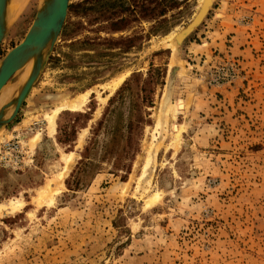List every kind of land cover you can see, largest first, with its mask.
<instances>
[{"label": "rangeland", "instance_id": "374dc122", "mask_svg": "<svg viewBox=\"0 0 264 264\" xmlns=\"http://www.w3.org/2000/svg\"><path fill=\"white\" fill-rule=\"evenodd\" d=\"M42 1L12 0L0 63ZM202 1L71 0L81 8L68 11L18 116L0 132V144L19 134L35 154L26 170L0 168V264H264V0H215L175 52V35ZM158 3L174 7L147 19ZM151 70L165 77L146 84ZM24 76L9 82L0 108ZM122 88L114 106L125 126L133 110L131 141L118 138L120 156H103V130L92 152L100 170L77 175ZM85 95L80 110L54 114Z\"/></svg>", "mask_w": 264, "mask_h": 264}, {"label": "water", "instance_id": "95a60500", "mask_svg": "<svg viewBox=\"0 0 264 264\" xmlns=\"http://www.w3.org/2000/svg\"><path fill=\"white\" fill-rule=\"evenodd\" d=\"M71 0H43L36 17L24 40L11 50L0 63V99L5 88L14 77L24 72V80L14 98L0 108V129L9 125L19 114L27 96L37 81L48 53L54 48L66 21ZM12 0H0V46L7 32L9 8ZM213 3L199 22L192 20L178 34L181 43L192 34L205 20ZM196 18H198L196 16ZM198 20V19H197ZM195 24V25H194ZM194 25V26H193ZM29 76L26 72L29 64ZM173 80L171 79V83ZM169 97L163 103L166 106Z\"/></svg>", "mask_w": 264, "mask_h": 264}, {"label": "trees", "instance_id": "16d2710c", "mask_svg": "<svg viewBox=\"0 0 264 264\" xmlns=\"http://www.w3.org/2000/svg\"><path fill=\"white\" fill-rule=\"evenodd\" d=\"M92 1L98 2V0H92ZM171 7H174V4L170 5L168 3L167 5H164V4L158 3L157 5L151 6L149 9L145 10V12H146L145 17L149 20H157L160 17H164L167 14V11ZM80 8H81V4H77L75 6H70L69 11H70V13H76V10H78ZM154 72H155V70L150 71L149 79H148V81H146V84L158 83L159 80H162L165 77L164 76L165 73H163V71L156 70L158 76L156 77L157 80H154V78H153L155 76ZM137 78L138 77L135 76V79H137ZM128 86H129V84L127 83L126 84L127 89H128ZM125 88H122L119 92H117V94L114 97H112L110 99L109 107L106 110V113H105L103 120L99 121L98 124L96 125V127L93 129L91 142L89 143V145L87 147H85V150H84L83 155H82V160L79 163L80 167L77 168L78 169L77 175H81L83 173L90 172L91 173L90 177H93L94 174H97L98 171L100 170V166L95 164L94 158L92 157V152H94V150L98 146L100 134L102 133L103 130H106L105 133L107 135V140H106L107 142H106V145L104 147L105 154L103 156H120L119 155L120 152L118 153V151L116 152L117 149H114L116 140L118 138L125 139L127 141V146L129 144V141H131L132 136L130 135V133L133 130V126H134L133 118H132L134 115V114H132L133 110H131V107H130V109L128 111L129 126H125L123 124V122L125 121V117H124L123 113L120 112L121 110H119L118 106H114L118 100H122V101L124 100L122 92L125 91L124 90ZM145 89H143L142 91L143 92L146 91ZM150 92L152 93L153 90L150 89ZM149 104H150V106L153 105L152 99H150ZM116 112L119 113L117 115L118 123L115 124L114 126H112V125L110 126L109 122L111 121V119L108 120V118L110 117L109 114L110 113L113 114ZM80 116L84 117L87 120L86 122H88L90 120L89 114H80ZM74 123H76V122H74ZM59 142L61 144H66L63 141H59ZM125 154L129 155L130 152L126 151ZM119 160H120V158H118L117 162H115L113 164V166L116 170H119L121 168V162ZM123 167L122 168L126 170V173L129 174V172L131 170V164L129 166H123ZM88 176H89V173L87 176L82 177V178L79 176L77 178L76 182H74V184L76 185L75 187L78 189L80 187V185L83 184L84 179ZM67 185H69L68 182H67Z\"/></svg>", "mask_w": 264, "mask_h": 264}, {"label": "bare ground", "instance_id": "6f19581e", "mask_svg": "<svg viewBox=\"0 0 264 264\" xmlns=\"http://www.w3.org/2000/svg\"><path fill=\"white\" fill-rule=\"evenodd\" d=\"M23 3H26V1L27 0H21ZM215 0H203L202 2H201V4H200V6H199V9H198V11H197V13L195 14V16H194V18H193V20L194 21H196V23L197 22H199L200 21V19L205 15V13L207 12V10L210 8V6H211V4L214 2ZM23 3H22V5H21V3H19L20 5H21V7L23 6ZM18 4V5H19ZM19 5V6H20ZM12 5H11V7L9 8V20L12 18V15H11V11H12ZM20 9V8H19ZM21 10V9H20ZM196 16L198 17V18H196ZM198 19V20H197ZM195 25V24H194ZM193 25V26H194ZM181 32V31H180ZM180 32H178L177 33V35H175V37H174V39H173V46H174V48H175V52H177V50H178V47H179V40H178V38H177V36H178V34L180 33ZM31 68H32V63H30L29 64V68H28V70H27V72H26V76L28 77L29 76V74H30V71H31ZM116 82V81H115ZM113 83L112 84V87L115 89V88H117L118 87V83ZM11 92L12 91H10V90H8V91H6V93H5V99L7 98H9L10 97V94H11ZM80 97V96H79ZM4 98H2V100L4 99ZM86 98H87V96L85 95V96H82L81 98H78V99H76V100H71L70 102H67V103H64L63 105H61V106H59V107H57V109L54 111V114H57L58 112H60L61 110H71V111H78V110H80L81 109V107L84 105V102H85V100H86ZM169 103V102H168ZM4 104V103H3ZM168 104H166V106H167ZM166 106H164L163 105V107L165 108ZM62 112V111H61ZM51 116V115H50ZM54 119H55V116L53 115V116H51L50 118H49V120H48V122H49V127H50V131H51V133H53L54 132ZM38 123V122H37ZM3 129V128H2ZM2 129H0V132H1V130ZM38 137H36L35 139H34V143H36L37 141H38V139H37ZM2 139V138H1ZM1 139H0V141H1ZM0 148H1V144H0ZM72 157H73V154H71V155H69V157H68V159H67V166H66V169H65V173L64 174H62L61 176L63 177L65 174H66V172H68L69 170H70V168H71V166H72ZM57 185V184H56ZM59 188V187H58ZM53 191V190H52ZM47 192V191H46ZM46 192L43 194V198H47V194H46ZM53 193H55V191L53 192ZM56 193H59V190H57L56 191ZM49 195V194H48ZM40 196V195H39ZM54 196V195H53ZM49 197V196H48ZM50 198V197H49ZM44 201V200H43ZM42 202V201H41ZM17 205V204H16Z\"/></svg>", "mask_w": 264, "mask_h": 264}, {"label": "built area", "instance_id": "2783aa9c", "mask_svg": "<svg viewBox=\"0 0 264 264\" xmlns=\"http://www.w3.org/2000/svg\"><path fill=\"white\" fill-rule=\"evenodd\" d=\"M38 125L35 123L34 126ZM34 153L28 148L22 137L17 134L11 140L1 143L0 168L23 171L30 168L34 163Z\"/></svg>", "mask_w": 264, "mask_h": 264}, {"label": "crops", "instance_id": "0c3cea01", "mask_svg": "<svg viewBox=\"0 0 264 264\" xmlns=\"http://www.w3.org/2000/svg\"><path fill=\"white\" fill-rule=\"evenodd\" d=\"M55 133H56V132H55ZM54 135H55V134H54ZM54 135H53V136H54Z\"/></svg>", "mask_w": 264, "mask_h": 264}]
</instances>
